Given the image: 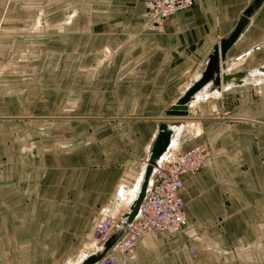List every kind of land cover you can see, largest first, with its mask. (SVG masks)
Segmentation results:
<instances>
[{
	"label": "crops",
	"instance_id": "crops-1",
	"mask_svg": "<svg viewBox=\"0 0 264 264\" xmlns=\"http://www.w3.org/2000/svg\"><path fill=\"white\" fill-rule=\"evenodd\" d=\"M143 1L0 0V264H79L99 210L135 199L161 124L204 152L181 178L186 226L113 258L264 264V0H195L161 21ZM214 53L187 115L166 116Z\"/></svg>",
	"mask_w": 264,
	"mask_h": 264
},
{
	"label": "built area",
	"instance_id": "built-area-1",
	"mask_svg": "<svg viewBox=\"0 0 264 264\" xmlns=\"http://www.w3.org/2000/svg\"><path fill=\"white\" fill-rule=\"evenodd\" d=\"M195 0H144L147 15L154 21L190 8ZM168 144L165 151L151 166L149 181L136 215L127 222V205L119 210L116 202L112 207L99 210L97 221L91 233L90 243L83 247L85 258L102 251L111 237L116 236L111 248L93 264H118L113 253L126 254L144 235L154 233H178L186 226L183 204L178 196L182 187L181 178L198 172L204 160L201 147L182 149L177 137ZM147 159L144 160L146 164ZM84 258V259H85Z\"/></svg>",
	"mask_w": 264,
	"mask_h": 264
},
{
	"label": "water",
	"instance_id": "water-1",
	"mask_svg": "<svg viewBox=\"0 0 264 264\" xmlns=\"http://www.w3.org/2000/svg\"><path fill=\"white\" fill-rule=\"evenodd\" d=\"M245 23V17H241L239 20L237 26L235 27L234 31L227 37L225 40L220 42L219 45V53L220 58H223L225 50L228 48V46L234 41L239 31L242 29L243 25ZM215 53L214 55H211L209 58V64L205 70V73L202 75L201 79L196 81L188 91L182 95L178 101L171 106L168 111H166L165 115L169 117H185L187 115V108L186 103L192 99L193 94H195L202 86L205 84L206 79L208 77L209 72L215 70L216 67H214V59H215ZM259 72L264 71V68L258 70ZM257 71V72H258ZM243 77V74H236V75H223L221 77L222 83L230 81L231 78H234V81L236 83H241V78ZM218 83L215 81V84ZM163 125L161 124L158 127V134L155 139V142L152 143L149 153L147 156V162L145 167V175H144V182L140 188V192L137 196V198L131 203V205L128 208V213L125 214V218L127 219V222H130L133 217L136 215L138 207L140 205V202L143 198L144 191L147 185V179L149 178V175L151 173V166L155 164V162L158 160L159 156L165 151L166 147L169 144V140L171 136H173V131H167L165 132L163 130ZM116 236L111 237V239L104 244L102 251L97 252L93 255L88 256L87 258L83 259L79 264H93L95 261H97L101 256H103L112 246Z\"/></svg>",
	"mask_w": 264,
	"mask_h": 264
},
{
	"label": "bare ground",
	"instance_id": "bare-ground-1",
	"mask_svg": "<svg viewBox=\"0 0 264 264\" xmlns=\"http://www.w3.org/2000/svg\"><path fill=\"white\" fill-rule=\"evenodd\" d=\"M228 82H229V81H228ZM225 83H227V82H225ZM193 97H194V96H193ZM163 130H164L165 132H167V131H173V134H174V132H175L176 129H174V128H172V127H169L168 125H163ZM176 132H177V131H176ZM172 139H173V136H171V138H170V140H169V143L172 142V141H171ZM161 155H162V154H161ZM161 155H160V156H161ZM160 156H159V157H160ZM158 159H159V158H158ZM145 167H146V165H145ZM145 167H144V170H145ZM144 175H145V171H144V173H143L142 181H140V182H141V184H140V188H141V186H142V184H143V182H144V179H145V178H144ZM140 180H141V178H140ZM148 181H149V178L147 179V183H148ZM140 188H139V191H138V193H137L135 199L137 198V196H138V194H139V192H140ZM135 199H133V201H134ZM133 201H132V202H133ZM132 202H131V203H132Z\"/></svg>",
	"mask_w": 264,
	"mask_h": 264
},
{
	"label": "rangeland",
	"instance_id": "rangeland-1",
	"mask_svg": "<svg viewBox=\"0 0 264 264\" xmlns=\"http://www.w3.org/2000/svg\"><path fill=\"white\" fill-rule=\"evenodd\" d=\"M37 12H38V11H37ZM37 14H38V13H37ZM37 17L39 18V15H38ZM38 22L40 23V20H38ZM39 23H38V25H39ZM64 147L67 148V147H69V145H68V146L66 145V146H64ZM136 179H137V175L134 177V180L131 182V184L133 183L132 186H131V184L128 185V186H129V187H133V186L135 185V183H136ZM120 183H123V182H120ZM125 184H126V183H125ZM125 186H126V185H125ZM129 187H128V188H129Z\"/></svg>",
	"mask_w": 264,
	"mask_h": 264
}]
</instances>
